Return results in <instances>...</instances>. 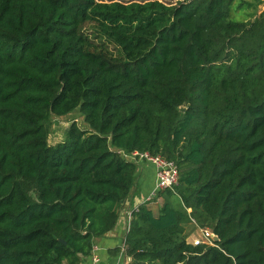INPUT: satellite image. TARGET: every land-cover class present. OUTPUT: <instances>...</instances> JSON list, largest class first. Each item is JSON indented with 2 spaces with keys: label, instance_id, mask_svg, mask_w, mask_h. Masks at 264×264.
I'll return each instance as SVG.
<instances>
[{
  "label": "trees",
  "instance_id": "trees-1",
  "mask_svg": "<svg viewBox=\"0 0 264 264\" xmlns=\"http://www.w3.org/2000/svg\"><path fill=\"white\" fill-rule=\"evenodd\" d=\"M233 2L0 0V264L89 257L134 150L180 178L157 215L133 211L130 264H264V11L234 20ZM74 110L89 128L50 144L51 116ZM192 223L219 240L193 245Z\"/></svg>",
  "mask_w": 264,
  "mask_h": 264
},
{
  "label": "crops",
  "instance_id": "crops-1",
  "mask_svg": "<svg viewBox=\"0 0 264 264\" xmlns=\"http://www.w3.org/2000/svg\"><path fill=\"white\" fill-rule=\"evenodd\" d=\"M243 4H254L255 8L248 11L247 17L254 19L264 11V0H242ZM157 172L156 166L150 162H143L138 165L136 184L132 188L130 196L120 206V218L117 226L104 236L96 240V244L100 247L99 253L101 256L100 264H130L129 256L122 251V244L125 240L126 232L128 231L129 219L128 214L138 206L139 203L144 202L156 188ZM158 210L155 211L152 207L155 203H160ZM156 200V201H155ZM163 203L162 197H156L149 201V206L157 215ZM201 234V229L200 233ZM80 264H90V256L83 259Z\"/></svg>",
  "mask_w": 264,
  "mask_h": 264
},
{
  "label": "built area",
  "instance_id": "built-area-1",
  "mask_svg": "<svg viewBox=\"0 0 264 264\" xmlns=\"http://www.w3.org/2000/svg\"><path fill=\"white\" fill-rule=\"evenodd\" d=\"M123 155L135 162L137 165L143 162H150L156 166L157 172V183L156 188L153 190L151 195L145 201H151L155 199L158 192L163 189L173 188L175 185L179 183L180 172L178 165L173 161L169 160L166 157L160 154H152L149 151H140L134 150L131 152H122ZM138 206L133 208L131 212L128 214L129 224L132 218V213ZM129 229V225H128ZM216 234L213 233L211 229H201V234L197 237H194L191 240L193 245H215L214 236ZM125 240L122 244V251L125 252ZM100 247L95 243L92 252L90 255V264H100L101 263V256L99 253Z\"/></svg>",
  "mask_w": 264,
  "mask_h": 264
},
{
  "label": "rangeland",
  "instance_id": "rangeland-1",
  "mask_svg": "<svg viewBox=\"0 0 264 264\" xmlns=\"http://www.w3.org/2000/svg\"><path fill=\"white\" fill-rule=\"evenodd\" d=\"M99 1H122V2H130V1H146V0H99ZM166 3H176L181 0H160ZM253 1V0H251ZM255 8L254 4H243L242 0H234V2L231 5V13H232V19L242 21L246 20L248 11L253 10ZM252 19V18H249ZM93 24H87L86 30L91 32L93 29ZM94 37V35H92ZM107 47L110 51H112L114 54L119 55V50L116 44L113 42L107 41ZM76 121L79 126L83 129H88L89 125L84 119V115L79 110H74L72 113L64 116H55L52 115L50 118V134H49V143L50 144H57L58 142H61L65 139V135L67 132V129L69 128L70 124ZM156 201V200H155ZM160 203H155L152 205L153 209L155 211L158 210V205L161 204L162 200H159ZM200 229H211L209 226L206 228L201 227L199 225H196L195 223H192L188 226L187 231L189 232V235L187 237V240L191 242V240L194 237L199 236Z\"/></svg>",
  "mask_w": 264,
  "mask_h": 264
},
{
  "label": "water",
  "instance_id": "water-1",
  "mask_svg": "<svg viewBox=\"0 0 264 264\" xmlns=\"http://www.w3.org/2000/svg\"><path fill=\"white\" fill-rule=\"evenodd\" d=\"M214 240H215V241H218V240H219L218 235H215V236H214Z\"/></svg>",
  "mask_w": 264,
  "mask_h": 264
}]
</instances>
